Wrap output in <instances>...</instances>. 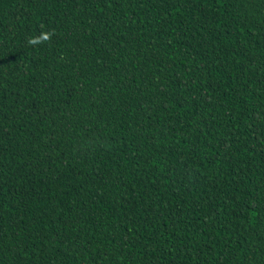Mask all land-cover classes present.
I'll list each match as a JSON object with an SVG mask.
<instances>
[{"label":"trees","instance_id":"16d2710c","mask_svg":"<svg viewBox=\"0 0 264 264\" xmlns=\"http://www.w3.org/2000/svg\"><path fill=\"white\" fill-rule=\"evenodd\" d=\"M0 264H264V0H0Z\"/></svg>","mask_w":264,"mask_h":264}]
</instances>
